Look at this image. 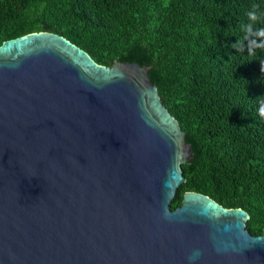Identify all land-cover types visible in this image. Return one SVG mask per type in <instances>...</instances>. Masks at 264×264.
I'll use <instances>...</instances> for the list:
<instances>
[{
  "label": "water",
  "instance_id": "obj_1",
  "mask_svg": "<svg viewBox=\"0 0 264 264\" xmlns=\"http://www.w3.org/2000/svg\"><path fill=\"white\" fill-rule=\"evenodd\" d=\"M149 68L48 31L0 45V264H264L246 210L169 208L192 151Z\"/></svg>",
  "mask_w": 264,
  "mask_h": 264
},
{
  "label": "trees",
  "instance_id": "obj_2",
  "mask_svg": "<svg viewBox=\"0 0 264 264\" xmlns=\"http://www.w3.org/2000/svg\"><path fill=\"white\" fill-rule=\"evenodd\" d=\"M261 29L264 0H0V45L48 31L98 65L150 67L192 151L169 208L182 193L202 194L246 210L253 236L264 229Z\"/></svg>",
  "mask_w": 264,
  "mask_h": 264
},
{
  "label": "clouds",
  "instance_id": "obj_3",
  "mask_svg": "<svg viewBox=\"0 0 264 264\" xmlns=\"http://www.w3.org/2000/svg\"><path fill=\"white\" fill-rule=\"evenodd\" d=\"M248 15L252 20H255L257 18L255 12H250ZM259 34L264 35V29H261ZM262 70H264V68H262ZM261 115H264V108L261 109Z\"/></svg>",
  "mask_w": 264,
  "mask_h": 264
}]
</instances>
